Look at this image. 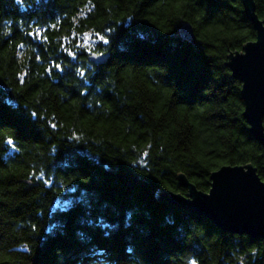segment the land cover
<instances>
[{"label": "trees", "instance_id": "1", "mask_svg": "<svg viewBox=\"0 0 264 264\" xmlns=\"http://www.w3.org/2000/svg\"><path fill=\"white\" fill-rule=\"evenodd\" d=\"M254 38L241 0H0V264H264L160 198L225 164L264 180L225 65Z\"/></svg>", "mask_w": 264, "mask_h": 264}, {"label": "water", "instance_id": "2", "mask_svg": "<svg viewBox=\"0 0 264 264\" xmlns=\"http://www.w3.org/2000/svg\"><path fill=\"white\" fill-rule=\"evenodd\" d=\"M246 19L255 30V38L240 50L229 52L225 65L241 83L242 117L249 132L264 148V18L256 14L254 0H241ZM179 32L194 42L191 23H181ZM108 53H92L90 59L103 63ZM185 193L162 191L160 198L194 215L208 218L223 232L264 240V180L251 163L225 164L210 173L208 191L199 190L187 177L178 174Z\"/></svg>", "mask_w": 264, "mask_h": 264}, {"label": "snow or ice", "instance_id": "3", "mask_svg": "<svg viewBox=\"0 0 264 264\" xmlns=\"http://www.w3.org/2000/svg\"><path fill=\"white\" fill-rule=\"evenodd\" d=\"M21 6H23V5H21ZM100 38L103 39V37H100ZM32 115H35V114L33 113ZM68 191L71 192L72 189H68ZM62 204H63L65 207H69V208H70V206H72L73 202H72L71 200H62ZM98 222H99V223H100L105 229H109V228H111V225H110V224H106V223H104L102 217L99 219ZM90 223H91V221H90ZM81 235H84V234L81 233ZM192 264H196V262L193 261Z\"/></svg>", "mask_w": 264, "mask_h": 264}]
</instances>
